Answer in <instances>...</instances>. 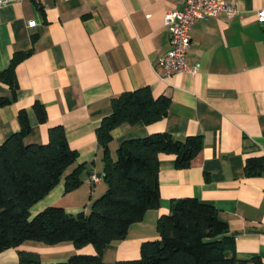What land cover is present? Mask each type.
<instances>
[{
  "label": "crops",
  "instance_id": "obj_1",
  "mask_svg": "<svg viewBox=\"0 0 264 264\" xmlns=\"http://www.w3.org/2000/svg\"><path fill=\"white\" fill-rule=\"evenodd\" d=\"M228 1L238 6L240 17L207 18L192 27L187 58L198 72L169 78L157 71L159 58L171 50L165 15L182 10V0H23L0 7V74L15 54L30 53L16 65L14 92L0 78V97L13 101L0 108V144L20 131L24 109L32 128L27 144H46L49 130L63 126L78 154L55 188L31 208V218L51 206L87 213L106 191L103 179L92 185L89 178L103 176L97 129L112 112L111 100L149 86L155 97L171 99L168 116L116 128L112 158L123 141L161 132L180 140L201 136L202 149L187 169L176 167L174 155H160V208L132 225L126 239L109 244L104 262L140 259L142 244L160 239L158 220L170 213L172 201L195 197L216 207L228 223L238 259L264 264V174L248 177L245 171L248 159L264 157V25L257 18L264 0ZM36 101L46 108V123L38 120ZM79 165L82 183L67 192L66 177ZM20 252L57 264L96 250L26 241L0 253V264H20Z\"/></svg>",
  "mask_w": 264,
  "mask_h": 264
},
{
  "label": "trees",
  "instance_id": "obj_2",
  "mask_svg": "<svg viewBox=\"0 0 264 264\" xmlns=\"http://www.w3.org/2000/svg\"><path fill=\"white\" fill-rule=\"evenodd\" d=\"M30 53H17L1 72V81L14 92L15 68ZM0 97V108L12 103ZM171 99L155 97L149 86L124 92L111 100L112 112L97 129L103 150V176L106 191L91 206V213L69 214L60 206H51L31 218V208L59 183L67 169L77 162L78 154L67 140L63 126L49 130L46 144H27L31 133L27 111H19L20 131L0 144V253L18 248L26 241L46 245L72 242L77 249L92 245L95 254H77L66 263L107 264L105 248L127 238L132 225L144 220L148 211L159 209L160 155H174L179 169H187L201 151V136L184 140L161 132L144 138L123 141L113 159L110 144L113 131L123 123L151 125L165 119ZM34 110L41 124L47 121L45 106L36 101ZM79 165L66 177V191L81 185ZM248 177L264 174V157L250 158L245 167ZM160 239L146 241L138 260L113 264H250L237 258L229 225L211 204L195 197L175 199L170 213L157 224ZM20 264H44L39 255L20 252ZM256 264H262L256 259Z\"/></svg>",
  "mask_w": 264,
  "mask_h": 264
},
{
  "label": "built area",
  "instance_id": "obj_3",
  "mask_svg": "<svg viewBox=\"0 0 264 264\" xmlns=\"http://www.w3.org/2000/svg\"><path fill=\"white\" fill-rule=\"evenodd\" d=\"M23 0H0V7H5ZM182 10H169L165 15V26L170 33L171 50L159 58L157 71L162 78H169L179 74L195 75L196 66L189 64L187 54L191 46V31L195 22L207 18L226 17L233 19L240 17L241 12L236 4L228 0H182ZM258 22L264 25V9L257 11ZM31 25H34V23ZM102 177L92 174L89 183L99 184Z\"/></svg>",
  "mask_w": 264,
  "mask_h": 264
},
{
  "label": "rangeland",
  "instance_id": "obj_4",
  "mask_svg": "<svg viewBox=\"0 0 264 264\" xmlns=\"http://www.w3.org/2000/svg\"><path fill=\"white\" fill-rule=\"evenodd\" d=\"M99 197H100V196H98V198H99ZM98 198H96V199H98ZM96 199H95V200H96ZM95 200H94V201H95ZM91 205H92V204H91ZM89 207H90V206H89ZM89 207L87 208V210H88V209H89V210L87 211L86 214H90V213H91V207H90V208H89Z\"/></svg>",
  "mask_w": 264,
  "mask_h": 264
}]
</instances>
